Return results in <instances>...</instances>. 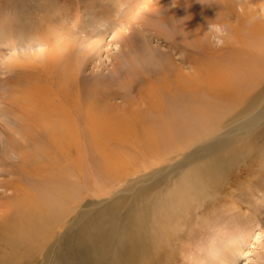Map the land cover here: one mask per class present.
Instances as JSON below:
<instances>
[{"label":"bare ground","instance_id":"bare-ground-1","mask_svg":"<svg viewBox=\"0 0 264 264\" xmlns=\"http://www.w3.org/2000/svg\"><path fill=\"white\" fill-rule=\"evenodd\" d=\"M241 1L151 2L148 24H139L184 53L192 73L160 62L157 75L144 74L150 90L142 95L157 99L148 113L120 117L87 100L59 52L46 59L60 74L51 89L12 95L15 125L0 129V264L160 260L163 243L204 204L208 184L242 156L245 147L233 146L264 139V0ZM13 41L1 37L0 47ZM121 187L128 196L116 200Z\"/></svg>","mask_w":264,"mask_h":264},{"label":"rangeland","instance_id":"rangeland-1","mask_svg":"<svg viewBox=\"0 0 264 264\" xmlns=\"http://www.w3.org/2000/svg\"><path fill=\"white\" fill-rule=\"evenodd\" d=\"M155 1L0 0V38L14 39L0 47V129L15 125L12 95H23L27 88L51 89L56 75L60 78L59 71L52 69L55 72L51 74L47 69L56 52L69 56L74 88L87 100L95 97L101 107H113L120 117L134 111L148 113L157 99L142 95L150 90L148 83L144 84V74L157 75L160 62L172 63L177 73H192L190 66L181 62L184 53L171 51L166 41L151 36L139 24H148L145 14ZM10 21L22 28L5 32L3 27ZM150 22L164 28L160 22ZM18 36L21 40H15ZM212 42L214 46L222 44L214 37ZM206 96L207 100L213 95ZM0 141L1 152L4 145ZM250 144L233 146L238 152L245 147L242 156L223 179L219 176L213 180L215 184H208L204 204L190 216L179 236L163 243L162 256L155 264H264V139L259 136ZM133 181L137 178L129 184ZM124 187L114 193L117 197L112 194L103 199L127 198ZM92 200L97 198H89ZM232 240L235 242L226 245Z\"/></svg>","mask_w":264,"mask_h":264}]
</instances>
